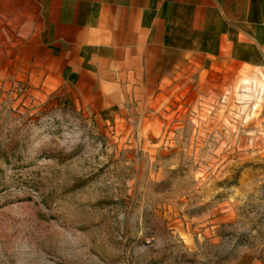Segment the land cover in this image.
<instances>
[{"label": "rangeland", "instance_id": "374dc122", "mask_svg": "<svg viewBox=\"0 0 264 264\" xmlns=\"http://www.w3.org/2000/svg\"><path fill=\"white\" fill-rule=\"evenodd\" d=\"M38 58L0 0V264H264V72L169 68L104 121Z\"/></svg>", "mask_w": 264, "mask_h": 264}, {"label": "crops", "instance_id": "0c3cea01", "mask_svg": "<svg viewBox=\"0 0 264 264\" xmlns=\"http://www.w3.org/2000/svg\"><path fill=\"white\" fill-rule=\"evenodd\" d=\"M34 20L58 103L104 121L173 67L264 72V0H1Z\"/></svg>", "mask_w": 264, "mask_h": 264}, {"label": "built area", "instance_id": "2783aa9c", "mask_svg": "<svg viewBox=\"0 0 264 264\" xmlns=\"http://www.w3.org/2000/svg\"><path fill=\"white\" fill-rule=\"evenodd\" d=\"M262 196H263V201H264V190H263V194H262Z\"/></svg>", "mask_w": 264, "mask_h": 264}]
</instances>
